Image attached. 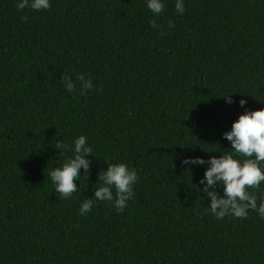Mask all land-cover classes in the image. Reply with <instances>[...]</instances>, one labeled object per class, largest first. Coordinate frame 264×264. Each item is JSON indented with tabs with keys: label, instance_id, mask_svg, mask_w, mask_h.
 I'll use <instances>...</instances> for the list:
<instances>
[{
	"label": "trees",
	"instance_id": "trees-1",
	"mask_svg": "<svg viewBox=\"0 0 264 264\" xmlns=\"http://www.w3.org/2000/svg\"><path fill=\"white\" fill-rule=\"evenodd\" d=\"M184 2L182 16L165 0L157 17L145 0L19 13L0 0V264H264V219L217 220L199 185L209 166L181 164L231 149L222 135L245 111L240 99L264 109V0ZM79 135L90 170L59 199L49 171L72 152L56 144ZM118 162L137 170L134 198L123 213L97 201L81 216Z\"/></svg>",
	"mask_w": 264,
	"mask_h": 264
},
{
	"label": "clouds",
	"instance_id": "clouds-1",
	"mask_svg": "<svg viewBox=\"0 0 264 264\" xmlns=\"http://www.w3.org/2000/svg\"><path fill=\"white\" fill-rule=\"evenodd\" d=\"M145 3L153 16L158 17L165 10V0H145ZM50 7L51 0H17L16 4L18 13L25 9L46 11ZM175 11L181 16L185 13L184 0H175ZM151 27L161 28V34L166 35L156 20L151 21ZM168 27H174L171 21L168 22ZM63 79L66 91L74 92L77 84L67 74ZM77 79L81 92L93 89L91 78L86 79L85 75L81 74ZM222 98L227 104L234 103L231 94ZM246 105L247 101L240 99L239 106L245 111L232 123L231 130L222 135V139L231 144L229 151H224L219 158L210 156L205 160L201 157H188L181 161L182 166L187 167L189 171L196 166H209L199 185H205L203 192L209 198L208 208L217 220H223L225 217L247 219L250 210L264 219V191L261 190L264 183V109L250 111ZM56 148L61 152H72L62 165L49 171V177L55 187L54 192L58 194L59 199H69L73 193L78 192L75 181L80 180V170H90V161L86 157L92 155L93 149L85 135H79L71 145L60 141ZM99 180L102 183L94 191V197L84 199L79 214L87 215L97 201L110 202L118 213H123L135 195L134 187L139 180L137 170L122 162L108 164L107 169L100 174ZM218 185H222V196L217 191L209 190ZM248 189H255L258 195ZM195 190H198V186H195Z\"/></svg>",
	"mask_w": 264,
	"mask_h": 264
}]
</instances>
